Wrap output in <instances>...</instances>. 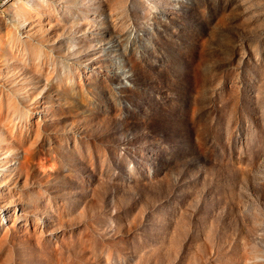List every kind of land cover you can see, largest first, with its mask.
<instances>
[{"label": "rangeland", "instance_id": "obj_1", "mask_svg": "<svg viewBox=\"0 0 264 264\" xmlns=\"http://www.w3.org/2000/svg\"><path fill=\"white\" fill-rule=\"evenodd\" d=\"M0 82V264H264V0H1Z\"/></svg>", "mask_w": 264, "mask_h": 264}, {"label": "bare ground", "instance_id": "obj_2", "mask_svg": "<svg viewBox=\"0 0 264 264\" xmlns=\"http://www.w3.org/2000/svg\"><path fill=\"white\" fill-rule=\"evenodd\" d=\"M15 38H16V37H15ZM18 39H19V38H18ZM18 39H17V41H19ZM12 48H13V49H12L13 51H14V49H15V51L17 50V49H16L17 47L15 48V46H13ZM15 51H14V52H15ZM39 51L42 52V51H43V48L39 47ZM5 64H6V65H5V71H7V72L9 71V72H11V73H14L15 71H17L15 65H13V62H12L11 60H9V59L6 60V61H5ZM0 83H1V82H0ZM2 94H3V90H1V86H0V113H1V110H2V105H3V103H4L3 100H8V101H7L8 105H9V104H11V105L14 104V105H15L16 110H17V112H18V114H19V117L23 116V110L20 109V108L18 107V105H16V103H14L13 100H11L10 98H5V99H4V97L2 98ZM5 104H6V103H5ZM24 116H25V115H24ZM9 214H10V211L7 212V215H9ZM4 217H5V215H4Z\"/></svg>", "mask_w": 264, "mask_h": 264}, {"label": "built area", "instance_id": "obj_3", "mask_svg": "<svg viewBox=\"0 0 264 264\" xmlns=\"http://www.w3.org/2000/svg\"><path fill=\"white\" fill-rule=\"evenodd\" d=\"M1 1V0H0Z\"/></svg>", "mask_w": 264, "mask_h": 264}]
</instances>
